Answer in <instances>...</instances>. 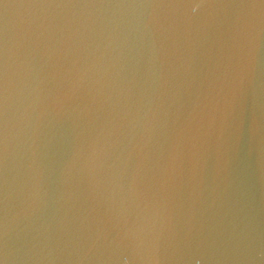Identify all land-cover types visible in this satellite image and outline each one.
<instances>
[{
  "label": "water",
  "instance_id": "obj_1",
  "mask_svg": "<svg viewBox=\"0 0 264 264\" xmlns=\"http://www.w3.org/2000/svg\"><path fill=\"white\" fill-rule=\"evenodd\" d=\"M0 264H264V0H0Z\"/></svg>",
  "mask_w": 264,
  "mask_h": 264
}]
</instances>
